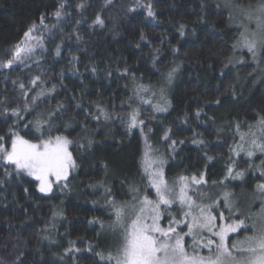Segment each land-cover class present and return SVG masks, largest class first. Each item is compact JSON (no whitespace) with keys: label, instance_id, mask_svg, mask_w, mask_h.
I'll list each match as a JSON object with an SVG mask.
<instances>
[{"label":"trees","instance_id":"trees-1","mask_svg":"<svg viewBox=\"0 0 264 264\" xmlns=\"http://www.w3.org/2000/svg\"><path fill=\"white\" fill-rule=\"evenodd\" d=\"M258 2L0 0V62L11 58L33 24L42 45L22 63L0 67V135L7 140L14 128L34 139L33 125L46 121L44 131L73 141L77 165L41 192L34 177L0 163V264H112L107 256L121 239L119 230L109 232L115 208L141 193L156 198L142 167L146 153L163 160L169 182L203 175L220 193L248 200L261 194L259 158L233 155L238 135L264 117V53L254 59L237 50L234 11ZM61 3L58 21L53 13ZM98 15L103 27L94 23ZM141 85L147 91L137 94ZM134 110L143 124L129 131ZM230 166L243 177H229ZM185 244L192 245L190 237Z\"/></svg>","mask_w":264,"mask_h":264},{"label":"snow or ice","instance_id":"snow-or-ice-1","mask_svg":"<svg viewBox=\"0 0 264 264\" xmlns=\"http://www.w3.org/2000/svg\"><path fill=\"white\" fill-rule=\"evenodd\" d=\"M107 2L111 3V0ZM63 7L64 4L61 3L53 13L58 21L64 15ZM79 7L83 8L84 5L81 4ZM255 12L257 13L255 16L252 13L248 15L249 21L254 22V30L250 35L242 33L243 44L254 57L258 53H264V3L258 5ZM148 15H153L150 6ZM43 21L44 17H41L40 23L43 24ZM94 23L104 26V20L99 15ZM36 28L37 25L33 24L24 33L20 43L14 46L11 58L0 62V67L11 68L17 61L22 63L37 46L42 47L39 38L33 35ZM248 31L249 29L245 28V32ZM141 39L145 37L141 36ZM33 40L36 41L35 44L31 43ZM59 53L60 49L57 47L56 54ZM175 71L176 69H173L168 74L169 82L173 79ZM39 80L40 77L37 76L31 80V84L36 86ZM19 87L25 90L23 83ZM141 91L147 89L141 85L136 89V93ZM24 98L27 99L26 91ZM145 102L151 103V101ZM165 110L157 106V111ZM11 111L13 115L20 117L19 109ZM104 115L107 119V114ZM138 117V110L130 113L127 120L129 131L143 124ZM45 123L46 121L41 120L35 122L33 126L39 135L34 139L25 138L28 133L21 135L14 128L9 129L7 140L4 135H0V163L11 166L17 175L23 173L34 177L39 181L41 192H50L53 183L66 180L70 170L75 169L77 165L70 150L73 141L66 136L52 134L50 130L44 131ZM24 127H28V124L25 123ZM257 131L260 133L259 137L256 136ZM250 134L252 138L248 142L249 147L245 148L243 144L235 146L237 155L242 151L249 159L254 157L257 151L264 154V117L258 121L256 131H252L250 126ZM244 139L245 137L241 135V141ZM172 144L175 145V141H172ZM208 159L210 160L211 157ZM163 163V160L153 159L145 154L142 167L147 179V187L154 190L156 198L150 199L147 193H141L132 197L135 203L129 202L117 208L116 224L113 227L119 229L121 239L115 253L110 252L107 259L112 264H264V214L253 220L251 225L254 230L253 235L246 236L244 241L230 244L229 234L237 233L242 227L245 229L249 227L245 221L237 219L218 225L217 219L223 221L224 214L223 212L214 214L212 209L220 201L213 199L211 203L198 202L194 194H190L189 177L180 176L178 180L170 183L164 177ZM261 166L264 167V160L261 161ZM243 174L240 171L233 175V168L231 166L228 168V176L233 179L242 178ZM261 175L264 176V171ZM190 182L196 186L207 183L203 175L200 178L191 177ZM257 190L264 194V183L258 184ZM132 191L140 192V189L134 188ZM195 194H199L198 187ZM229 197L230 193L225 192L223 195L225 205L231 208ZM173 205H177L181 210L182 218L177 219L172 216ZM165 212L168 213L167 226L161 224ZM181 224L185 225L186 230L178 231ZM205 232L209 235L204 236ZM185 237L191 238L190 247L186 246ZM204 249L208 251L207 256L201 254Z\"/></svg>","mask_w":264,"mask_h":264},{"label":"rangeland","instance_id":"rangeland-1","mask_svg":"<svg viewBox=\"0 0 264 264\" xmlns=\"http://www.w3.org/2000/svg\"><path fill=\"white\" fill-rule=\"evenodd\" d=\"M262 3H264V0H260V2H258L256 5H254L251 8H248V9L238 8V9L234 10L235 15L237 16L236 17L237 24L241 30L240 40H239V44L237 46V50L239 52L247 51L248 53H250V55L253 56L252 52L248 51V49L243 44L242 33L244 35H250L251 31L254 30V22L249 21L248 15H249V13H252L253 16H255L257 14L255 12V9L257 8L258 5H260ZM225 4L230 6V3L225 2ZM245 28H248L249 31L245 32ZM260 55H262V53H258L257 56H255V57L253 56V57H254V59H256V57L259 58ZM257 124H258V122L251 125L252 131H256ZM241 128L237 129V132L240 131ZM246 129H248L246 132L238 135L239 142L237 144V145L243 144V146L245 148L249 147L248 142L252 138L251 134H250V126L246 127ZM241 135H243L245 137L244 141H241ZM256 136L257 137L260 136V133L258 131L256 132ZM233 155H234V160H239L240 156L243 155L245 157V159H247V161H249V162H253L257 158H259L258 163L256 165V169L260 174L262 171H264V167L261 166V161L264 160V154H261L260 152L257 151L255 156L252 157L251 159H249L246 156V154L242 151L239 153V155H237V153L235 151V147H234V154ZM148 156L150 157V155H148ZM150 158H153V157H150ZM153 159H155V158H153ZM73 170H70L69 175L73 172ZM237 179H239V178H237ZM190 181H191V179L189 178L190 189H191L190 194H194V198L198 202L211 203V201L213 199L220 201V203L218 205H214L213 209H212L214 214L219 213V212H223V214H224V220L223 221L217 219L216 223L218 225L224 224V223H230L232 220L242 219L245 221V224L249 226L247 229L242 227L237 233L229 234L228 241H229V238L231 236L236 235V234L240 233L241 231H246L245 236L242 239H239L236 241H244L246 236H251L254 234V230L251 228V225H252L254 219L259 217L261 214H264V194H258L253 200H248L246 197H243L240 195L239 196L235 195L232 191H223V192L221 191V193H220L219 190L221 189V187H218V186H211L207 183L206 184L202 183L199 186H196V185H192ZM197 187L199 189V194H195ZM225 192L230 193L229 200L231 202V208H229L228 206L225 205L224 198H223V195ZM131 203H135V201H131ZM259 203H261V207L253 209V206L255 205V207H256V205H258ZM125 204H127V203H125ZM125 204H121V205H125ZM119 206L116 207V205H115V207H116L115 213H116L117 208ZM174 207H176L177 210L174 209ZM126 211H128V210L126 209ZM171 214H172V216L176 217L177 219L182 218V212L178 208L177 205H173L172 210H171ZM167 222H168V213L165 212L164 219L161 221V224L163 226H167ZM189 222H190V218H189ZM113 226L109 229V232H114L116 230H119L118 228H115ZM184 226L185 225L181 224L178 228V231H180L181 228ZM203 235L208 236L209 234L205 232ZM213 238L215 239V237H213ZM201 254L207 256L208 251L206 249H204V250H202Z\"/></svg>","mask_w":264,"mask_h":264}]
</instances>
